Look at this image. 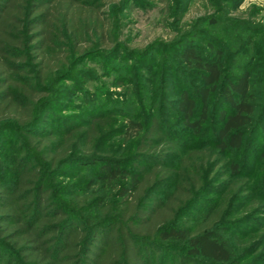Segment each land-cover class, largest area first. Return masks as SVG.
I'll list each match as a JSON object with an SVG mask.
<instances>
[{"label":"trees","instance_id":"1","mask_svg":"<svg viewBox=\"0 0 264 264\" xmlns=\"http://www.w3.org/2000/svg\"><path fill=\"white\" fill-rule=\"evenodd\" d=\"M130 1L0 0V264H240L248 257L234 228L244 216L235 221L232 199L252 203L251 183L230 154L251 158L260 134L252 156L264 163V102L257 103L252 69L241 59L226 65V49L212 37L205 46L184 35L167 44L176 52L172 69L198 75L195 86H178L175 98L160 102L179 131L203 136L218 88L227 107L212 146L182 150L162 114H131L83 88L93 79L87 61L115 70L119 15ZM198 19L217 22L213 14ZM168 59L162 55V68ZM75 95L88 101L80 116L55 112Z\"/></svg>","mask_w":264,"mask_h":264},{"label":"rangeland","instance_id":"2","mask_svg":"<svg viewBox=\"0 0 264 264\" xmlns=\"http://www.w3.org/2000/svg\"><path fill=\"white\" fill-rule=\"evenodd\" d=\"M213 2L214 6L209 0L130 1L119 15L120 48L112 59L115 70L107 68L99 59L87 61L83 65L93 77L83 86L87 96H94L106 105L111 102L125 110L131 108V114L139 111L144 115L147 112L162 114L182 150L196 144L197 147L212 146L219 126L217 115L227 109L221 98V89L218 88L212 97L209 120L201 138L187 131H179L181 122L176 119L173 110L160 102L175 98L178 86H195L197 82L196 73L184 71L183 74L178 68L172 69L171 65L176 62V52L167 44L181 38V35H184L183 40H192L200 46H205L207 37L221 42L226 49L225 62L229 67H234L240 59L245 60L252 69L257 87V103L261 106L264 102V0ZM207 14L216 16L214 26L198 19ZM163 54L169 58L166 69L160 66ZM121 77L126 81L123 85H117ZM87 103V99L75 95L68 109L55 112L61 116H80L79 110L84 109ZM117 118L121 121L124 116L117 115ZM257 136L256 141L250 144L252 154L257 153L263 141L260 134ZM252 154L251 158H246L242 152L230 154L242 167L241 176L249 178V191L253 198L252 203L251 199L244 201L240 196L232 199L234 209L237 210L235 221L244 216V223L234 225L241 234L240 240L247 245L245 256L248 257L240 264H264V259L259 260L264 258V163L256 162ZM65 182L69 183L71 179Z\"/></svg>","mask_w":264,"mask_h":264}]
</instances>
